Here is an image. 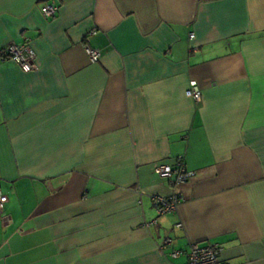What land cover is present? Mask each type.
I'll use <instances>...</instances> for the list:
<instances>
[{"label": "crops", "instance_id": "1", "mask_svg": "<svg viewBox=\"0 0 264 264\" xmlns=\"http://www.w3.org/2000/svg\"><path fill=\"white\" fill-rule=\"evenodd\" d=\"M25 41L35 70L0 61V264H264V0H0V50Z\"/></svg>", "mask_w": 264, "mask_h": 264}, {"label": "built area", "instance_id": "2", "mask_svg": "<svg viewBox=\"0 0 264 264\" xmlns=\"http://www.w3.org/2000/svg\"><path fill=\"white\" fill-rule=\"evenodd\" d=\"M59 9L55 3L45 4L41 7V15L49 20L54 19ZM95 32L87 35L86 40L94 36ZM189 38H193L190 34ZM28 41V40H27ZM22 44H10L4 49L0 50V61H11L15 63L23 72L28 73L36 69L35 55L29 47L28 42ZM85 52L92 63H96L99 59L100 53L97 50L85 48ZM188 99L199 103L201 101V92L198 87L192 86L185 92ZM154 173L162 180L168 182L173 189V193L168 197H158L155 199V211L158 216L170 214L176 211L178 205L183 200L177 188L186 184L193 174L188 172L185 168L183 158H177L174 165H158L154 169ZM7 203V197L0 191V210H2ZM155 225V222L152 223ZM180 228L181 225H177ZM171 239L163 240L161 249L171 246ZM221 250L214 245H191L186 254L185 264H220ZM178 251H173L171 257L176 258L179 256Z\"/></svg>", "mask_w": 264, "mask_h": 264}]
</instances>
